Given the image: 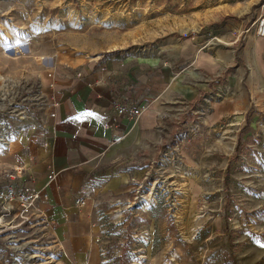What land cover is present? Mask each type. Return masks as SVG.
I'll use <instances>...</instances> for the list:
<instances>
[{"label": "rangeland", "instance_id": "1", "mask_svg": "<svg viewBox=\"0 0 264 264\" xmlns=\"http://www.w3.org/2000/svg\"><path fill=\"white\" fill-rule=\"evenodd\" d=\"M261 13L264 0H0V185L3 132L43 114L45 69L112 62L143 80L138 104L160 93L164 130L126 192L100 205L99 264H264ZM168 73L203 88L188 97ZM41 226L7 231L35 254L23 264H65Z\"/></svg>", "mask_w": 264, "mask_h": 264}, {"label": "crops", "instance_id": "2", "mask_svg": "<svg viewBox=\"0 0 264 264\" xmlns=\"http://www.w3.org/2000/svg\"><path fill=\"white\" fill-rule=\"evenodd\" d=\"M250 47L257 48L254 42ZM108 66L83 68V77L73 72L59 79L56 115L49 117L46 107L43 114H37L36 129L22 125L8 139L11 143L4 152L11 157L7 174L12 176L8 175L7 183L40 190L38 209L55 220L53 226L42 225L41 229L55 239L65 264H99L101 242L97 235H102L107 214L100 205L126 192L130 172L146 164L163 136L160 105L154 98L158 91L143 100L149 109L141 116L113 119L114 101L138 104L145 96L142 79L134 82L118 64L110 62ZM97 76H105L106 81L92 87L88 82ZM181 76L173 74L172 84L182 94L193 97L203 88L181 81ZM79 196L87 198L85 206L75 204Z\"/></svg>", "mask_w": 264, "mask_h": 264}, {"label": "built area", "instance_id": "3", "mask_svg": "<svg viewBox=\"0 0 264 264\" xmlns=\"http://www.w3.org/2000/svg\"><path fill=\"white\" fill-rule=\"evenodd\" d=\"M256 23L255 32L259 36L264 37V13H261L254 21ZM84 69L79 68L73 71L70 65L65 64L61 68L48 67L44 72V80L46 87L44 91L45 106L49 109L48 116L54 117L56 115V108L58 107L60 100L58 97L57 85L59 79L71 75L77 77L84 76ZM106 81L105 76H97V78L89 81V85L92 87L104 83ZM115 116L114 120L119 116H127L129 118H136L141 116L144 112L146 105L144 103L136 104L126 101H114ZM26 110V109H25ZM37 115L26 111L22 114L13 132H3L4 141L8 140L16 131L23 128L22 125H27L30 129L34 130L38 126ZM21 171L22 169L19 168ZM19 172V171H18ZM10 177L12 174H8ZM41 197V192L34 186H29L23 183L9 182L0 186V264H23V258L30 259L35 254H27L24 250V245L21 243H15L17 240L14 233L7 232L21 225H50L55 223L54 219H48L45 214L38 209L37 201ZM75 204L78 206H85L87 204V198L85 196H79L75 199ZM7 237H9L7 239ZM49 263L48 260H45ZM30 264H36L31 261Z\"/></svg>", "mask_w": 264, "mask_h": 264}, {"label": "bare ground", "instance_id": "4", "mask_svg": "<svg viewBox=\"0 0 264 264\" xmlns=\"http://www.w3.org/2000/svg\"><path fill=\"white\" fill-rule=\"evenodd\" d=\"M1 144H2V143H1ZM140 198H141V199H140L141 202H145L146 200L150 199V198H148V196L145 195V194H142ZM153 198H154V197H151L152 200H153ZM151 199H150V201H152ZM152 202H154V200H153Z\"/></svg>", "mask_w": 264, "mask_h": 264}]
</instances>
